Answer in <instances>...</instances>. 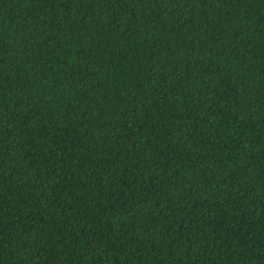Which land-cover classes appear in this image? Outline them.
<instances>
[{
  "label": "trees",
  "instance_id": "16d2710c",
  "mask_svg": "<svg viewBox=\"0 0 264 264\" xmlns=\"http://www.w3.org/2000/svg\"><path fill=\"white\" fill-rule=\"evenodd\" d=\"M0 264H264V0H0Z\"/></svg>",
  "mask_w": 264,
  "mask_h": 264
}]
</instances>
